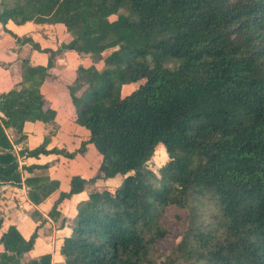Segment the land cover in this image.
Listing matches in <instances>:
<instances>
[{
  "label": "trees",
  "instance_id": "16d2710c",
  "mask_svg": "<svg viewBox=\"0 0 264 264\" xmlns=\"http://www.w3.org/2000/svg\"><path fill=\"white\" fill-rule=\"evenodd\" d=\"M9 20L62 23L73 36L65 48L111 50L101 69L80 66L71 93L76 100L80 81L88 84L76 121L90 133L79 151L93 143L102 155L89 181L123 178L80 202L60 248L64 264H264V0H14L0 10V21ZM45 51L47 65L26 63L19 86L0 93V181L21 179L6 129L57 117L40 90L57 52ZM159 144L168 158L157 174L147 162ZM55 151L77 153L46 143L27 149ZM43 180L27 178L36 202L58 186L47 178L52 185L40 194ZM87 182L74 175L51 215ZM201 197L215 203L208 217L192 202ZM187 206L181 240L157 258L156 246L171 236L165 211ZM36 236L10 225L0 264H52L49 250L21 261Z\"/></svg>",
  "mask_w": 264,
  "mask_h": 264
},
{
  "label": "crops",
  "instance_id": "0c3cea01",
  "mask_svg": "<svg viewBox=\"0 0 264 264\" xmlns=\"http://www.w3.org/2000/svg\"><path fill=\"white\" fill-rule=\"evenodd\" d=\"M13 2L14 0H0V10L4 5L12 6ZM72 39V34L62 23L30 21L17 24L9 20L4 24L0 21V93L19 86L26 63L33 66L47 65L50 56L45 49L57 51L52 56L49 75L40 84V90L47 100L46 105L53 107L58 113L56 119L49 122L26 121L22 131L14 127L6 129L19 162L21 179L18 182L0 181V239L12 224L17 226L25 238H30L33 233L37 234L33 249L24 253L22 262L37 258L49 250L52 253V264H64L60 248L64 237L72 233L74 223L70 222V217L73 216L75 222L78 204L94 191L90 185L96 186L100 181L107 182L117 178H97L89 181L97 174L102 155L93 143L86 144L85 153L79 152L82 142L87 140L90 132L76 121L77 106L71 97V86L75 85L80 66L95 65L101 69L104 59L100 62L96 60L98 55L63 48L64 43ZM42 143H46L49 150L65 149L69 152L76 151L77 154L68 157L57 151L41 153L38 156L27 153V149H33ZM93 153L96 154L95 161ZM35 164L45 166L33 171L26 168L27 165ZM44 169H47V173L42 172ZM74 175H81L88 180L84 190L61 201L52 216L51 211L61 192L70 190ZM28 177L46 179L39 182L43 184V188L38 191L40 194H43L45 187L52 185L47 178L58 182V186L44 199L36 202L30 197L32 188L36 186L27 185Z\"/></svg>",
  "mask_w": 264,
  "mask_h": 264
},
{
  "label": "rangeland",
  "instance_id": "374dc122",
  "mask_svg": "<svg viewBox=\"0 0 264 264\" xmlns=\"http://www.w3.org/2000/svg\"><path fill=\"white\" fill-rule=\"evenodd\" d=\"M122 13H128V10L126 8H122L120 10ZM118 14L112 15L110 18L114 19L117 17ZM71 41L68 43H64L63 48L67 44H69ZM111 50H106L104 51L103 54H100L97 56L96 60H100V62L103 61V59L110 53ZM81 86L76 89V94L80 95L86 91L88 88V84L83 81V79L80 81ZM138 86V84H132L129 86H126L124 89V94L129 93L133 89H135ZM72 100L74 101L75 105L80 107L82 105V102L84 101L83 96H78L76 100H74L73 95L71 96ZM86 148V146H85ZM87 150L84 149L83 151H79L81 153H85ZM77 154V153H76ZM94 161L96 160V154L93 153ZM168 158V154L166 151V148L163 144H159L157 146V151L151 156L149 161L147 162V166L154 170L157 174H159V169L161 166H163ZM42 172L47 173V169H44ZM122 176H117V178L113 179L112 181H100L99 185H90V188H94V190L97 189H103L104 187L108 188H114L117 185L120 184L122 181ZM192 202H195L194 204L196 205V210L201 213V216L208 217L213 211H216L215 203L212 199H209L208 197H201L200 199H193ZM80 204V203H79ZM78 204V206H79ZM77 206V209H78ZM191 206V205H190ZM190 206H187V208H179V207H172L168 210L165 211L162 223L165 227L169 228L171 230V236L168 238L160 241L158 245L156 246V249L154 251V255L157 258H162L166 254L170 253L174 247L177 245V243L181 240L183 233L185 229L187 228V223L189 222V213H190ZM70 222L74 223V217H70ZM180 264H188L185 262H181Z\"/></svg>",
  "mask_w": 264,
  "mask_h": 264
}]
</instances>
